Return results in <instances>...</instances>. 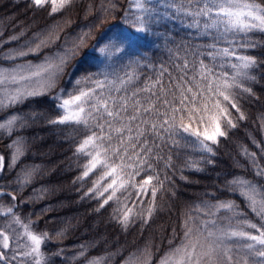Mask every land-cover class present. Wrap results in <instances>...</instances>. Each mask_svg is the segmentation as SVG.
<instances>
[{"label":"snow or ice","instance_id":"snow-or-ice-1","mask_svg":"<svg viewBox=\"0 0 264 264\" xmlns=\"http://www.w3.org/2000/svg\"><path fill=\"white\" fill-rule=\"evenodd\" d=\"M75 3L76 0H30V6L37 11L50 5L49 15L70 9ZM91 11L89 4L88 12ZM97 11L102 14L98 25L102 27L109 17L114 18L119 6L116 0H100ZM124 17L128 24L126 34L122 30L116 39L129 46L162 19L189 20L188 28L211 38L204 45L208 51L199 47L181 49L179 45L170 48L175 74L161 64L153 76L141 80L137 71L139 61H133L128 66L131 70L123 74L88 72L75 79L71 90L60 89L56 93L61 112L47 122L66 125L77 134H84L74 151L78 161L84 162H78L81 173L73 183H80L81 187L85 182L91 183L81 198L99 201L96 211L110 201L115 202L113 219L127 230L136 219L146 224L159 208L157 193L167 191L165 182L169 177L165 174L161 179L156 165L164 161V168H170L172 159L170 155L167 159L161 155L163 148L157 140L165 146L169 143L180 146L183 141L185 147L215 156L214 146L220 145L221 138H227L228 130L237 127L236 120L246 119L237 99L242 93L254 95L252 88L245 85L255 82L252 73L262 61L243 50L264 46V41L256 39L257 34L264 35V0H129ZM54 28L45 35L36 34L19 48L0 53V60L16 61L39 54L60 39ZM92 36V31L82 33L71 48L45 56L40 63L25 61L0 67V111L56 90L77 53ZM221 43L227 46H219ZM113 49L123 51L110 39L99 51L112 55ZM181 51L185 55L181 56ZM201 57L210 58L212 63ZM176 60L180 62L175 63ZM225 67L231 72L225 71ZM230 109L238 114L236 120ZM42 115L31 113L30 117ZM27 120L28 117L18 114L10 115L0 122V133L11 136L18 127H25ZM261 127L264 128V122ZM253 143L260 149L259 155L245 146H241V151L255 176L264 180V164H261L264 145L255 140ZM8 147L14 150L9 165L13 167L23 155V141L14 140ZM204 159L213 163L210 158ZM4 161L0 155V171L5 167ZM198 163L186 162L185 166L202 171ZM35 171L22 170L15 181L19 188L31 182ZM141 173L146 177L138 182L136 178ZM226 188L243 197L254 219L239 211L235 201L214 204L204 201L195 211H203L209 219L200 220L190 212L185 213L181 243L172 245L169 241L170 248L158 264H264V183L233 178L226 182ZM133 190L139 193L150 190L151 198L146 206L129 207ZM4 196L13 202L17 199L16 194L0 188V199ZM15 207V203H0V264H50L42 246L53 238L62 239L64 230L56 232L54 237L48 232L38 233L33 228L37 222L30 216L21 218ZM152 256V246L146 244L131 253L124 264H152ZM74 259H83L84 264H108L110 257L88 258L85 246L81 245Z\"/></svg>","mask_w":264,"mask_h":264},{"label":"trees","instance_id":"trees-1","mask_svg":"<svg viewBox=\"0 0 264 264\" xmlns=\"http://www.w3.org/2000/svg\"><path fill=\"white\" fill-rule=\"evenodd\" d=\"M116 3L119 11L113 14L114 18L109 17L99 27L102 18V14L97 11L100 0H76L70 9L53 15H49L50 5L37 11L30 6V0H0V41L8 40L0 43V53L8 46L13 47L12 49L21 47L32 41L36 34L45 35L54 26H58L54 30L59 34V40L39 54L21 59L50 56L54 50L58 53L71 48L82 33L92 31L93 36L77 53L68 74L54 90L56 93L60 89L71 90L75 79L88 72L116 71L123 74L125 70H131L128 66L133 61H139L137 71L141 80L153 76L161 64L175 74L169 49H175L178 45L181 49L188 47L194 50L199 47L201 51H208L204 45L210 43L211 38L200 35L195 28H188L186 25L190 21L182 19H162L159 23L152 24L150 31L141 34L142 38L135 39L131 46L126 42L121 44L116 37L125 29L124 11L129 9V0H116ZM89 4L92 5L91 13L88 12ZM12 36L19 39L11 40ZM110 39L118 47H122L123 51L115 52L113 49L112 55L100 53V47L108 44ZM256 39L264 41V35L257 34ZM219 46L227 45L221 43ZM243 51L262 61L253 70L255 82H247L245 85L252 88L254 95L242 93L237 99L246 119L236 120L238 114L230 109L237 127L228 130L227 138H221L220 145L214 146L215 156L193 150L190 146L185 147L183 141L180 146L170 143L165 146L157 140L163 148L161 155L165 159L170 155L172 159L170 168H164V161L156 165L161 179H164L165 174L169 177L165 182L167 191L157 193L159 208L146 224L136 219L127 230L113 219V211L117 208L115 202L110 201L104 208L96 211L99 201L81 198L87 188L91 187V183L85 182L84 187L80 183H73L81 173L78 162H84L83 159L78 161L74 155L75 147L84 134H77L66 125H51L47 122L61 112L57 107L56 96H52L54 91L29 98L7 111H0V122L15 114L28 117L27 125L18 127L11 136L0 133V155L5 158V167L0 171V188L17 195L14 202L10 197L4 196L0 203H15V211L21 218L30 216L37 222L33 228L38 233L48 232L54 237L56 232L64 230L62 239L53 238L42 246L50 257V264H84L83 259H74L81 245L85 246L88 258L109 256L108 264H124L131 253L143 249L146 244L152 246V264H157L169 250V241H172V245L181 243L185 213L190 212L200 220L206 217L204 212L195 211L196 206L204 201L212 204L217 201H235L239 205V211L254 219L243 197L226 188V182L233 178L243 177L264 183V180L255 176L241 151V146H245L259 155L260 149L253 140L264 145V128L261 127L264 122V46ZM180 55H185V52L181 51ZM189 59L192 57L189 56ZM201 59L212 63L210 58ZM0 62L10 63L5 60ZM224 70L231 72L227 67ZM216 71L219 72L220 69L217 68ZM31 113L43 115L32 119ZM17 139L23 141V155L13 167H9L14 150L8 146ZM205 157L210 158L213 163H206ZM191 161L199 162L197 167L203 170L196 171L186 167V162ZM261 164H264V159H261ZM30 169H36L31 182L22 189L19 188L15 183L18 175L22 170ZM145 177L146 174L141 173L136 179L139 182ZM173 192L175 195H172ZM36 196L41 198L36 199ZM150 198V190L147 193L133 190L128 205L146 206ZM140 201H143V205ZM58 252L59 255H53Z\"/></svg>","mask_w":264,"mask_h":264},{"label":"rangeland","instance_id":"rangeland-1","mask_svg":"<svg viewBox=\"0 0 264 264\" xmlns=\"http://www.w3.org/2000/svg\"><path fill=\"white\" fill-rule=\"evenodd\" d=\"M131 11H135V9H131ZM126 24H125V31L127 30V28H128V24H127V21H126V18H125V20H123ZM6 41H8V40H6ZM6 41H0V43H3V42H6ZM25 45V44H24ZM23 46V45H22ZM20 47V46H19ZM18 47V48H19ZM101 47H104V45L103 46H101ZM100 47V48H101ZM13 47H10V46H8L6 49H4L3 51H2V53L3 52H6V51H8L9 49H12ZM57 53V52H56ZM55 53V50H54V53L52 54V55H55L56 54ZM101 53V52H100ZM102 54H105V53H102ZM51 56V55H50ZM43 58L44 57H41V58H31V59H19V60H16V61H13V62H11L10 61V63H8V62H0V67H10V66H12L13 64H15V63H23V62H25V61H31V62H33V63H40L42 60H43ZM6 61V60H5ZM57 92H59V90L57 91ZM56 92V93H57ZM56 93H55V91L53 92V94H52V96L55 98V96H56ZM138 192V191H137ZM201 212H203V211H201ZM205 215V214H204ZM206 219H209V217H205V218H203L202 220H206ZM211 219H216V217H211ZM21 231H22V229H21ZM42 250H43V248H42ZM158 264V263H157Z\"/></svg>","mask_w":264,"mask_h":264}]
</instances>
